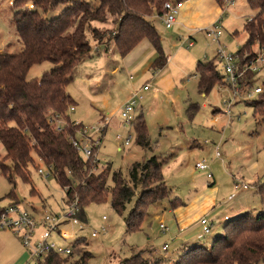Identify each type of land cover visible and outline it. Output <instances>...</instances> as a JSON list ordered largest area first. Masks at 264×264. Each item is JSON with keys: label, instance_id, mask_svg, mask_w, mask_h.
Wrapping results in <instances>:
<instances>
[{"label": "trees", "instance_id": "obj_1", "mask_svg": "<svg viewBox=\"0 0 264 264\" xmlns=\"http://www.w3.org/2000/svg\"><path fill=\"white\" fill-rule=\"evenodd\" d=\"M166 1L13 0L22 46L16 53L0 52V142L5 148V155L0 158V172L12 186L7 196L13 202H20L15 192L17 178L30 181L29 167L35 165V156L53 171L67 201L78 196V217L82 222H88L86 208L92 203L110 202L120 215L125 214L128 206L134 203L125 216V224L128 233L137 232L142 230L150 215V206L170 198L172 187L165 179L163 161L156 155L132 163L128 176H125L121 170L114 169L112 163L99 166L77 150L72 138L76 131L83 128V124L71 118L70 107L75 100L67 91L78 65L92 57L94 49L103 47L108 51L112 40L124 57L147 39L157 53L152 68L166 66L168 57L162 36L152 21L153 16L165 13ZM217 1L223 7L222 0ZM30 3L34 4L31 8ZM248 3L251 8L258 9V13L244 25L248 39L237 52L243 62L252 58L249 52L255 45L264 52V0H248ZM62 5L65 7L61 13L47 16ZM110 20L115 25L112 29H103L99 25ZM253 55L255 57L256 52ZM45 61L52 63L51 69L41 78L28 79L32 66ZM258 72L247 71L240 79L243 93L252 89ZM195 75L198 76V89L202 94L207 95L217 84L226 83L215 58L198 60ZM259 86L262 92L254 94L255 98H252L253 95L242 101L253 108V115L261 123L264 122V80L254 88ZM199 109L198 103H190L186 113L193 119ZM60 122H65L66 126ZM132 125L137 144L150 148L151 139L143 112L136 115ZM256 189L264 203V182ZM137 190H140V196H137ZM183 203L179 197L170 198L172 208ZM84 242H87L86 239L79 237L69 255L51 254L41 264H64L72 258L75 259L71 264H89L92 255L89 251H82ZM145 253L141 250L123 258L119 264H167L163 258H151ZM259 263H264V207L257 214L246 211L229 219L222 233L209 246L193 245L171 262Z\"/></svg>", "mask_w": 264, "mask_h": 264}, {"label": "rangeland", "instance_id": "obj_2", "mask_svg": "<svg viewBox=\"0 0 264 264\" xmlns=\"http://www.w3.org/2000/svg\"><path fill=\"white\" fill-rule=\"evenodd\" d=\"M12 3L13 0H0V52L16 53L22 46L16 28V9ZM64 7L62 5L50 11L47 16L58 15ZM257 13L258 9L251 8L248 0H235L229 9H225L222 16L224 33L221 39L228 52L236 54L247 41L248 35L244 25ZM152 21L157 26L161 24L158 16H153ZM99 25L103 29H112L115 26L112 20ZM184 37L175 39L174 47L171 49L165 45L166 49H169V55L180 50L177 62L172 65L171 73L176 81L173 90L161 85L160 93L154 97L152 93L157 87L155 85L157 78L160 77V69L147 68L143 71L135 65L122 62L124 57L119 54L112 40L109 42L108 51L103 47L94 49L92 57L86 58L78 65L67 91L75 100V109L70 111L72 120L83 124L82 132L87 129V134L103 135L99 150L100 165L112 163L114 169H119L123 175L128 176L132 163L156 155L163 161L165 179L172 187L171 199L176 197L186 199L192 185L197 184L199 187L202 181L209 180V177L196 168V161L199 158H204L210 164L209 171L214 173L216 179L212 187L220 186L222 200H227L228 195L232 193L229 192L230 182L234 187L239 179L251 185L249 190L243 189L242 186L236 189L237 193L233 200L217 208L212 214L216 220L212 232L206 234L205 240L202 238L199 243L209 246L222 233V226L228 222L229 219L226 220L224 216L231 215L232 220L240 215L233 214L231 209L221 211L222 208L242 203L247 205L248 211L256 214L263 210L264 203L256 187L264 182V122L260 123L253 115V108L240 99L233 107L235 117L228 120L222 112L226 108L225 101L228 100L231 91L228 87H221L224 84H217L207 95L200 93L198 76H195L197 60L215 58L218 68L222 71V64L212 56L213 52L217 53V45L205 33L199 38L193 37L195 45L191 47L187 42L184 43ZM255 52L258 54L263 51L255 45L249 52L252 59L255 58L253 55ZM189 53L194 55L190 57ZM259 65L260 70L254 86L264 80V62H260ZM51 67L52 63L49 61L32 66L28 79L41 78ZM115 68L118 69L117 72L114 71ZM146 81L151 84V92H143L144 99L141 105L144 108L141 110L139 107L137 114L144 113L151 139L150 148L137 144L132 123L125 124L121 114L117 112L121 107L123 93L139 90ZM255 97L256 95L252 98ZM186 101L198 103L200 106L193 119L186 113ZM216 116L219 119L216 120ZM104 117H108L109 125L100 133L98 129L105 127ZM60 124L66 126L65 122ZM130 134L133 137L131 144L120 148V141L116 136L128 138ZM77 135L80 136L81 133ZM217 146L221 156L216 155ZM4 155L5 148L0 142V158ZM35 158V165L29 167L30 181L25 182L22 178H17L15 192L20 205L37 216L42 215L44 210L52 213L61 212L66 200L65 191L56 181L54 174L45 176L39 173L38 168L41 167L48 174V166L37 156ZM109 180L111 182V177ZM239 183L242 184L240 181ZM253 183H256L255 188L252 186ZM11 189V184L0 172V205H8L14 201L7 196ZM137 196H140V190H137ZM170 198H164L150 206L151 215L144 222L143 230L133 233H128L126 229L125 216L133 208L134 203L128 206L127 212L123 215L118 214L110 202L90 204L86 208L88 222H83V229H78L76 225L74 234L76 238L82 236L86 239L87 242L81 247L82 251H89L92 255L89 264H119L123 258L141 252L142 249L151 258L161 257L166 263L171 262L172 260L166 259L159 251L158 254L148 252L151 244L161 248L166 241V234L160 228L159 217L163 220L171 217L168 212L171 207ZM157 206L161 207L158 210L160 216H154ZM220 219L222 225L218 221ZM65 229L72 231L71 226H66ZM93 230L100 233L93 236ZM57 241L63 245L70 242L59 239ZM170 245L169 254L175 249V243L170 242ZM74 259L64 264H71ZM26 260L27 251L18 236L12 230L0 228V264L14 262L24 264Z\"/></svg>", "mask_w": 264, "mask_h": 264}, {"label": "built area", "instance_id": "obj_3", "mask_svg": "<svg viewBox=\"0 0 264 264\" xmlns=\"http://www.w3.org/2000/svg\"><path fill=\"white\" fill-rule=\"evenodd\" d=\"M234 2L235 0H224V12L225 9H229ZM183 5V1L167 0L164 4L165 13L159 16L161 22L168 28L172 27L176 23L178 14ZM33 6V3L29 4L30 8ZM204 30L207 36L217 45L216 55L219 62L222 64V73L224 74V81L226 82L221 87H228L231 91L228 100L225 101L226 108L222 112V114L227 116L228 120H231L235 117V115H233V107L238 99H249L254 94L262 92V87L259 86L243 93L240 88V79L247 71L260 70L259 63L264 62V53H258L255 58L243 62L238 53L234 54L228 52L224 48V44L221 40L224 33L222 15ZM184 39V43L187 42L189 47L193 46L195 43L191 36H185ZM150 87L151 84L149 82L145 83L140 90L134 92L117 110V112L121 114L125 124H130L135 120L137 109L144 99L143 91L149 90ZM74 109L75 106L72 105L70 111ZM103 119H105V127L98 129L100 133H103L106 130V126L109 125L108 117H104ZM217 119H219V117L216 116V120ZM82 129L83 128L76 131L75 136L72 138L73 144L86 159L100 166L101 159L99 150L103 142V135L95 136V134H87L88 130L86 129L82 132ZM78 133H81V135L78 136ZM116 138L120 141V148H123L131 144L133 137L132 134H130L128 138H123L121 135H117ZM216 148V155L221 156L218 150L219 146ZM196 167L211 176L212 173L209 171L210 165L206 160L197 161ZM38 171L45 176L53 172L49 167L48 174H46L41 167L38 168ZM242 186L245 188L250 187V185L246 183L242 184ZM79 203L80 199L76 195L72 201L65 200L61 212L52 213L44 210V213L40 216L29 212L20 205V202L0 205V228L12 230L13 233L18 236L20 242L27 251V260L24 264L44 263L49 255L55 253L67 256L72 252L73 244L76 239L79 238H76L74 235L76 231L75 226L77 225L78 229L84 228L83 222L78 217L80 210ZM105 218L106 216H104V219ZM225 219L228 220L229 217L226 216ZM199 223L203 234L212 232L213 223H211L207 216H203L199 220ZM66 226H71L72 231L69 232L66 230ZM160 227L163 230H169L168 226L163 222L160 223ZM99 233V231L93 230L92 235L97 236ZM57 239L70 242L63 245L57 241Z\"/></svg>", "mask_w": 264, "mask_h": 264}, {"label": "crops", "instance_id": "obj_4", "mask_svg": "<svg viewBox=\"0 0 264 264\" xmlns=\"http://www.w3.org/2000/svg\"><path fill=\"white\" fill-rule=\"evenodd\" d=\"M183 2H184V5L178 14L177 21L172 27L168 28L162 22H160L161 23L160 26L156 25L157 29L159 30L162 36L164 50H165L166 55H168V63L166 66L160 69V72H159L160 77L158 75L159 78H157L158 80L156 79L157 83L155 86L157 87L154 89V92L152 93L154 97H157V95L160 93L159 90L161 89V85H163L166 89L168 87V88H171L172 90L176 86V81L174 80L173 75H172L173 73L171 72L173 70V66H172L173 63L175 61L177 62L178 60V54L180 50L179 51L176 50L173 55L171 54L169 55V49L168 48L166 49L165 45H167L170 49L173 48L174 43H175L173 41H175V39L176 40L180 39L184 35L191 36L192 38L193 37L199 38L200 36H202V33H205L204 29L206 27L213 24L221 15L223 16L224 14L223 13L224 9L217 0H185ZM190 55H191L190 57H192L194 54H190ZM156 56H157L156 50L154 49L152 44L147 39H145L142 42H140L134 49H132L126 56H124L122 62L128 65H131V66L135 65L137 68L145 71L147 70V68H152V63ZM212 56L216 57V51L212 53ZM169 59L171 60L170 62H169ZM198 60H201V59H198ZM117 70H118L117 68L114 69L115 72H117ZM145 83H147V81ZM141 88H139V90ZM134 92H136V89L130 92L125 91L123 93L120 106ZM147 92H151V87L149 90H146V93ZM188 99H191V98H188ZM190 103H194V102L186 101L185 106L187 105L188 107ZM139 107H141L140 108L141 110L144 108L141 104ZM200 160H205V159L199 158L197 161H200ZM202 172L204 173L206 177H209V180H206V182L202 181L199 184V187H197V184L192 185L189 189L190 191L188 192L189 194H187V198L183 199L181 197V199L184 202L183 205H180L176 208L170 207L168 212L171 215V217H169L167 220H163V218L159 217L160 223L163 222L166 224L167 222L168 224L166 225L168 226L169 230H163L160 227L161 230L166 234V238H165L166 241L164 240L165 242L163 243L161 248L156 247L153 244H151L148 247L149 253L151 252L153 254H158V251H159L162 253V255L166 259L172 260L171 262H173L186 249L190 248V246L201 243L200 242L202 241L201 239L204 238L205 240V237L208 234L206 235L202 233L199 220L203 216H209L211 217L210 220L214 226L216 220L214 216H212V214L215 212L217 208H221L222 206L229 204L233 200L234 195H236L237 193L236 189L238 190L242 186V184L246 183L239 179L238 181L235 182V187H234V185H232V182H230L229 192H232L233 194L231 193L230 195H228L227 200L226 199L222 200L220 197L221 196L220 186L215 185L212 187V185L215 184L216 182V179L214 178V173L211 171L212 174L211 176H209L205 171H202ZM239 181L242 184H240ZM257 182L259 181L257 180ZM252 186L255 188L256 183H253ZM242 187L243 189H245L244 186ZM250 188H251V185L250 187L246 189L249 190ZM164 208L166 209V207ZM160 209L161 207L157 206L154 216H160V213L158 212V210ZM230 209L235 215H239L243 212L248 211L247 205L242 204V203L241 204L234 203L232 205H229L228 208L225 206L224 208H222L221 211L223 210L229 211ZM162 216H164V214ZM226 216H228L229 219H231V215L229 216L226 214L224 218ZM218 221L220 225H222L221 224L222 219ZM142 230H143V227H142ZM170 242L175 243V249H173V252L171 254L168 253V250L170 249V246H171ZM171 262L167 264H171Z\"/></svg>", "mask_w": 264, "mask_h": 264}]
</instances>
